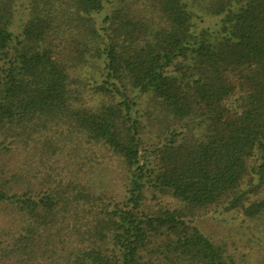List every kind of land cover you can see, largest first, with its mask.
Instances as JSON below:
<instances>
[{
  "label": "trees",
  "instance_id": "16d2710c",
  "mask_svg": "<svg viewBox=\"0 0 264 264\" xmlns=\"http://www.w3.org/2000/svg\"><path fill=\"white\" fill-rule=\"evenodd\" d=\"M0 264H264V0H0Z\"/></svg>",
  "mask_w": 264,
  "mask_h": 264
},
{
  "label": "rangeland",
  "instance_id": "374dc122",
  "mask_svg": "<svg viewBox=\"0 0 264 264\" xmlns=\"http://www.w3.org/2000/svg\"><path fill=\"white\" fill-rule=\"evenodd\" d=\"M229 216H230L231 218H234V217L232 216V214H229ZM1 217L3 218V216H1ZM5 221H6V220L3 218V219L1 220V224L4 225V224H5ZM232 221H233V219H232ZM233 222H234V221H233ZM205 224L207 225V226H205V229H206V230H208V229L213 230V231L218 230V227H217V226H215V227L208 226V225L212 224V221H206Z\"/></svg>",
  "mask_w": 264,
  "mask_h": 264
}]
</instances>
